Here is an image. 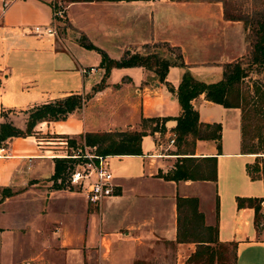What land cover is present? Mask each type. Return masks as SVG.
<instances>
[{"label":"crops","instance_id":"obj_1","mask_svg":"<svg viewBox=\"0 0 264 264\" xmlns=\"http://www.w3.org/2000/svg\"><path fill=\"white\" fill-rule=\"evenodd\" d=\"M5 2H9L7 6ZM54 9L60 10L63 17L55 19L57 36H38L23 30L24 26L51 23ZM82 35L113 58H121L127 50L143 53L148 46L167 41L180 48L192 73L206 81L222 78L225 63L237 60L248 50L244 22L227 18L225 0H0V123L7 120L25 128L28 108L70 93L85 95L91 91L104 68L99 66L100 53L78 41ZM89 66L96 70L81 71ZM119 68L124 74L122 79L113 85L112 70L106 85L79 110L64 119L39 121L33 133L13 136L0 144V186L19 190L0 202V255H5L9 264H21L42 254L45 245L58 235L60 245L65 247L64 264H135L141 258L150 261L151 255H163L170 247L175 250L174 264H187L196 243L177 241V197L183 195L199 198L207 224H215L218 217L219 238L238 242V264H242L243 249L264 244V233L257 230L254 208L239 207L237 196H264L260 191H250L249 180L260 182L263 192L264 181L253 179L248 171L254 153L242 152L239 107L210 101L204 93L192 100L201 120L220 121L223 125L222 152L216 140L197 139L194 155H217L218 179L223 159H231L234 180L224 197L216 191L218 179L177 182L160 175L173 169L180 155L176 145L168 150L170 156L153 155L159 150L157 138L161 136L166 145L170 133L175 132V118L166 121L164 132L143 137L142 154H111L117 193L100 204L84 199L80 216L76 217L73 209L82 196L79 191L52 184L55 154L64 148L63 141L56 138H81L86 131L139 130L144 117H175L183 112L176 92H171L170 98L179 102V109L168 113L164 81L153 69L141 65ZM183 71V67L172 65L169 76H180V83ZM210 75L217 79H207ZM110 90L116 94L115 114L130 118L125 128L104 129L99 121L87 120L85 109L90 101ZM202 103L222 105L231 116L236 136L232 143L226 141L225 123L204 116ZM147 136L154 142L148 150L144 146ZM202 186L214 190L209 207L213 215L200 193H195ZM65 192L79 197L63 205L60 215L55 212V199ZM226 201L231 203L229 209ZM227 210L230 219L224 217ZM56 221L59 225L55 233L52 226ZM252 224L256 230L249 235L246 232ZM248 260L243 264H264V255H252Z\"/></svg>","mask_w":264,"mask_h":264},{"label":"trees","instance_id":"obj_2","mask_svg":"<svg viewBox=\"0 0 264 264\" xmlns=\"http://www.w3.org/2000/svg\"><path fill=\"white\" fill-rule=\"evenodd\" d=\"M225 15L230 19L244 21L246 36L251 43L250 58L243 56L224 65L223 76L216 81H206L196 77L187 67L179 47L169 42H156L153 49L146 52H132L127 50L121 58L111 57L106 50L90 42L85 35L78 41L87 48L95 49L100 53L99 66L104 73L91 91L70 93L53 101L43 102L27 109L25 128H20L10 121L0 123V144L8 138L33 133L34 126L42 120L64 119L74 110H79L87 99L97 90L106 85L107 77L113 67L141 65L153 69L156 76L166 81L168 87L176 92L183 112L178 116L144 117L143 128L122 131H86L81 134L88 145H94L101 154H142V140L145 135L164 132L166 121L175 118L176 146L178 160L173 169L160 175L175 181L187 179H218V156H195L197 139H214L217 141L219 153L222 152V130L220 121H203L200 112L195 107L193 99L205 94V98L220 103L226 107H239L241 109L242 152L256 154L254 164L248 163L247 168L253 179L262 178L264 181V136L261 135V147L248 142V122L253 112L264 115V88L254 83V93L246 88V78L251 75L254 65H264V13H257L251 17L238 16L226 9ZM63 20L62 16H59ZM165 49V50H164ZM172 65L184 68L179 85L175 88L167 74ZM3 114V112H2ZM151 121L152 123L148 124ZM258 136V139H260ZM72 141V140H71ZM74 142V141H73ZM66 158H55V169L52 175L53 185L61 188L64 185L65 174L69 163ZM60 178V182L57 179ZM19 190L10 186H0V202L6 197L14 195ZM264 196H237L239 207L250 206L255 210L254 222L259 229L260 216L264 212L262 202ZM178 233L177 241H194L196 249L189 255L188 264H238V242L222 241L219 238L218 217L215 224H207L205 214L199 208L197 196L177 197ZM219 201L217 199V214ZM218 216V215H217Z\"/></svg>","mask_w":264,"mask_h":264},{"label":"rangeland","instance_id":"obj_3","mask_svg":"<svg viewBox=\"0 0 264 264\" xmlns=\"http://www.w3.org/2000/svg\"><path fill=\"white\" fill-rule=\"evenodd\" d=\"M225 6L226 9L238 16H244V17H251L253 15H256L257 13H264V0H225ZM243 21V20H242ZM244 22V21H243ZM60 33V32H59ZM248 50L243 55L245 59L250 58L251 54V43L248 40ZM153 49L154 45H150L147 47V49ZM165 50V49H164ZM122 67H128V66H122ZM113 70V72H112ZM112 76L110 80L113 82V85H116L118 79H122L123 77V71L119 67H113L111 69ZM215 76H207V79H217L214 78ZM179 78L180 76H169V71L167 74V80L170 81V83L176 88L179 84ZM258 83L264 88V65H261L260 67L254 65L252 69V73L250 76L246 78V88H249L254 93V87L253 84ZM165 84V91H166V103L169 106L168 113H174L175 111H178L179 109V102H175L173 99L170 98L171 92H173L167 85V82L164 81ZM116 94L112 92L111 90L107 92L106 95L102 97H98L88 104L87 108L85 109L87 120H96L99 121V126L104 129L108 128H125L129 123L130 120L126 117L118 116L116 113V100H115ZM115 101V104H114ZM202 107L203 115L207 117H212L215 120H221L225 123V132H226V141L230 143L233 142L235 139V130H234V120L231 118V116L228 113H225L223 110L222 105H210L209 103H202L200 104ZM152 123L151 121L148 122V124ZM248 142L255 143L256 146L261 147V135L264 136V115L262 113H255L253 112L249 122H248ZM258 136L260 139H258ZM66 138L69 140V145L76 146L77 144H82L84 142L83 138H80L79 136H61V138H56L57 140H61ZM237 139V138H236ZM72 140V141H71ZM74 141V142H73ZM144 146L145 148L152 149L154 147V142L151 139L150 136H147L144 138ZM116 157H114L112 160L115 161ZM231 159L224 158L223 164H222V173H221V179H218V186H216V191L219 194L221 192V195L224 197L228 192H230L231 186H232V178L230 173L231 165ZM256 160V154H253L251 156V163L254 164ZM66 163H70L69 160H66ZM171 170V169H170ZM169 170V171H170ZM53 184V182H52ZM250 191L253 192H259L264 193L262 190V185L258 181H250ZM54 187V186H53ZM68 189V188H67ZM200 193L203 197L204 206L209 210V214L213 215V212L209 209L213 198L212 194L214 195V190L208 187L202 186L201 188L195 189V193ZM56 196V195H55ZM78 194L76 193H59V196L56 197V203H55V212L62 214L63 205L68 204L69 202L72 203L74 198H78ZM78 204L73 206V209L76 210V217L80 216L82 213V207L84 198L83 196L79 197ZM231 203L230 201L225 202V207L229 209ZM67 208V206H66ZM90 209V208H89ZM229 211L227 210L225 218H232L230 215H228ZM260 223H259V229L264 233V212L260 216ZM58 221L54 223V226H52V230L55 231V233L58 231ZM254 224L250 225V228L246 233L249 235H254ZM256 230V229H255ZM2 243V237L0 235V246ZM60 236L56 235L54 237V240L51 243H48L43 248L42 254L36 256L33 259L24 260L21 264H64V256L62 254L64 245H60ZM197 247V244H196ZM195 247V249H196ZM263 254L264 255V244L259 243L255 245H248L247 248L243 249L242 254V264L244 261H247L251 258L252 255H258ZM150 261H147L145 259H139L135 262V264H174L175 261V250L173 247H170L169 250H167V253H164L163 255H151L149 257ZM248 258V259H247ZM10 259V258H9ZM141 260V261H140ZM249 261V260H248ZM145 262V263H144ZM147 262V263H146ZM10 260H7L5 255H0V264H9ZM187 263V262H186ZM86 264H91L87 262ZM188 264V263H187Z\"/></svg>","mask_w":264,"mask_h":264},{"label":"built area","instance_id":"obj_4","mask_svg":"<svg viewBox=\"0 0 264 264\" xmlns=\"http://www.w3.org/2000/svg\"><path fill=\"white\" fill-rule=\"evenodd\" d=\"M9 2H5L7 6ZM61 11L54 9L53 21L48 24H33L24 26L25 32L34 33L38 36L52 35L57 36L58 29L55 19L60 16ZM95 66L81 68L82 72L95 71ZM63 141V151L57 152L56 157L69 160L64 185L78 190L86 202L91 204H100L117 193L118 184L115 181L114 171L112 169L110 157L111 154H101L96 151L94 145H88L84 142L76 146L69 145L66 138ZM158 149L153 155L166 157L172 155L168 150L172 145H176V132H171L168 142L165 145L161 136L157 138ZM60 182V178L57 179ZM264 205V201L262 202Z\"/></svg>","mask_w":264,"mask_h":264}]
</instances>
